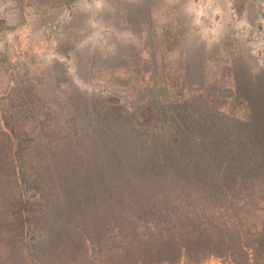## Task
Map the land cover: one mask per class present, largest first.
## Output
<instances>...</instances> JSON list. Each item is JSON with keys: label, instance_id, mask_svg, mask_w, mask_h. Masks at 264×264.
I'll use <instances>...</instances> for the list:
<instances>
[{"label": "rangeland", "instance_id": "374dc122", "mask_svg": "<svg viewBox=\"0 0 264 264\" xmlns=\"http://www.w3.org/2000/svg\"><path fill=\"white\" fill-rule=\"evenodd\" d=\"M189 59L224 86L219 103H234V87L249 91L248 74L264 70V0H0V264H164L181 250V264H264V181L225 199H175L177 211L150 224L76 200L70 226H57L38 208L21 245L3 118L29 147L38 126L58 134L79 89L131 103L149 71L173 76Z\"/></svg>", "mask_w": 264, "mask_h": 264}, {"label": "trees", "instance_id": "16d2710c", "mask_svg": "<svg viewBox=\"0 0 264 264\" xmlns=\"http://www.w3.org/2000/svg\"><path fill=\"white\" fill-rule=\"evenodd\" d=\"M191 60L173 76L149 71V82L132 87L131 103L79 89L74 113L56 122L58 134L38 126L29 147L3 118L13 142L22 247L31 245L38 208L57 226H70L76 200L85 212L150 224L176 212L175 199H225L264 181V70L248 74L249 91L234 87V103H219L214 91L224 86L193 71Z\"/></svg>", "mask_w": 264, "mask_h": 264}, {"label": "crops", "instance_id": "0c3cea01", "mask_svg": "<svg viewBox=\"0 0 264 264\" xmlns=\"http://www.w3.org/2000/svg\"><path fill=\"white\" fill-rule=\"evenodd\" d=\"M14 165V164H13ZM182 258H183V252L182 250L180 251V254H179V258L178 260L174 261V262H165L164 264H181V261H182ZM139 264V263H137Z\"/></svg>", "mask_w": 264, "mask_h": 264}]
</instances>
